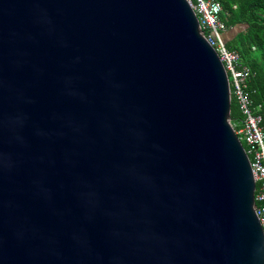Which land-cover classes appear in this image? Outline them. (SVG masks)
Instances as JSON below:
<instances>
[{"label": "water", "instance_id": "obj_1", "mask_svg": "<svg viewBox=\"0 0 264 264\" xmlns=\"http://www.w3.org/2000/svg\"><path fill=\"white\" fill-rule=\"evenodd\" d=\"M230 107L187 0H0V264H264Z\"/></svg>", "mask_w": 264, "mask_h": 264}, {"label": "built area", "instance_id": "obj_2", "mask_svg": "<svg viewBox=\"0 0 264 264\" xmlns=\"http://www.w3.org/2000/svg\"><path fill=\"white\" fill-rule=\"evenodd\" d=\"M194 10L205 37L215 48L225 68L230 94L238 103L240 118L231 122L234 132L244 142L255 181V212L264 231V128L261 125L263 115L259 106L253 102L246 90L247 82L253 74L240 60L239 53L226 47L223 33L227 26L220 18L222 7L217 0H187Z\"/></svg>", "mask_w": 264, "mask_h": 264}, {"label": "trees", "instance_id": "obj_3", "mask_svg": "<svg viewBox=\"0 0 264 264\" xmlns=\"http://www.w3.org/2000/svg\"><path fill=\"white\" fill-rule=\"evenodd\" d=\"M217 1L222 7L220 18L227 29H231L229 39L225 37V32L222 34L226 47L238 52L242 63L253 73L246 90L253 106L260 108L263 115L261 125L264 128V0ZM234 28L236 30H232ZM240 113L237 100L231 95V122H237Z\"/></svg>", "mask_w": 264, "mask_h": 264}, {"label": "crops", "instance_id": "obj_4", "mask_svg": "<svg viewBox=\"0 0 264 264\" xmlns=\"http://www.w3.org/2000/svg\"><path fill=\"white\" fill-rule=\"evenodd\" d=\"M229 30H231V29H227V30L225 31V33H224V34H225V37L228 36L227 39H229V38H230V35H231V34H228V33H229Z\"/></svg>", "mask_w": 264, "mask_h": 264}, {"label": "rangeland", "instance_id": "obj_5", "mask_svg": "<svg viewBox=\"0 0 264 264\" xmlns=\"http://www.w3.org/2000/svg\"><path fill=\"white\" fill-rule=\"evenodd\" d=\"M240 27H242V26H240ZM232 30H236V28H234V29H232Z\"/></svg>", "mask_w": 264, "mask_h": 264}, {"label": "clouds", "instance_id": "obj_6", "mask_svg": "<svg viewBox=\"0 0 264 264\" xmlns=\"http://www.w3.org/2000/svg\"><path fill=\"white\" fill-rule=\"evenodd\" d=\"M244 145V144H243Z\"/></svg>", "mask_w": 264, "mask_h": 264}]
</instances>
